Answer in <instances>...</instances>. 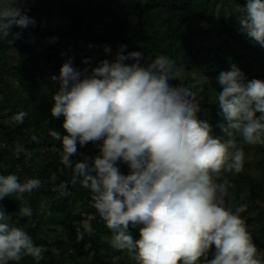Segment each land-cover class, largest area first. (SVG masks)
Listing matches in <instances>:
<instances>
[{
  "label": "clouds",
  "instance_id": "obj_1",
  "mask_svg": "<svg viewBox=\"0 0 264 264\" xmlns=\"http://www.w3.org/2000/svg\"><path fill=\"white\" fill-rule=\"evenodd\" d=\"M27 2L0 0V36L7 37L13 25L34 23ZM237 12L238 31L264 48V0H246ZM126 49L121 45L113 60H102L90 75L65 62L59 76L51 77L59 87L50 113L63 118L66 134L50 135L60 141V162L72 170V182L90 192L111 246L136 264H197L201 258L203 264H264V252H258L241 216L246 205L230 207L229 185L219 179L221 170L242 171V148L212 135L213 125L198 116L196 93L177 81L174 60L157 56L141 64L143 54ZM216 80V127L228 137L238 132L245 144L264 145V80H247L236 65ZM197 81L210 80L200 72ZM26 116L21 111L13 120L21 124ZM89 143L98 147L95 156L79 151ZM41 184L38 178L20 182L15 174L0 175V202L14 194L23 200ZM21 211L32 215L28 207ZM10 220L0 203V264H19L26 256L39 264L44 248ZM93 231L85 224L79 235Z\"/></svg>",
  "mask_w": 264,
  "mask_h": 264
},
{
  "label": "rangeland",
  "instance_id": "obj_2",
  "mask_svg": "<svg viewBox=\"0 0 264 264\" xmlns=\"http://www.w3.org/2000/svg\"><path fill=\"white\" fill-rule=\"evenodd\" d=\"M155 1L157 5L149 0H28L26 14L34 23L25 28L13 25L7 37L0 36V173L3 176L15 174L20 182H24L30 178L27 168H44L48 163L58 165L45 175L41 187L24 194L23 200L12 195L0 202L10 214L12 226L22 227L36 245L44 248V258L39 264H136L126 251L111 246L110 230L91 206L90 192L79 183L72 182L71 169L60 166V141L44 139L51 138L47 131L61 129L57 124L63 118L56 122L50 108L52 95L59 87L58 81H53L51 77L59 76L63 61L84 65L86 74L90 75L92 68L102 60H113L119 47L126 45L127 51L142 53L144 59L140 62L147 64L156 58L148 54L152 49V40L150 36L146 39L138 33L153 28L173 32L174 39H180L182 49L188 47L190 40L220 42L222 37V43L240 55L255 53L254 72L261 75L260 80H264V48L254 45L238 31L237 17L240 13L237 8L243 7L246 0H192L189 4L202 6L206 14L201 19L187 20H184L182 9L174 10L172 0ZM106 46L110 52L105 51ZM201 49L206 55L205 49ZM198 54L196 49L189 50L187 59L192 60ZM159 56L171 59L163 53ZM179 56V61L171 60L177 66L188 64L184 51ZM205 63L213 72L204 74L209 77L208 83H198L199 72L195 69H180L176 73L177 81H182L196 93L201 107L198 116L213 125L212 135L222 140L233 139L242 148V171L221 170L219 179L229 185L230 207L246 205V211L241 216L258 252H264V200L256 194V190L264 186V154L260 146L245 144L238 132L233 130V136L228 137L216 127L221 121L217 104L220 87L216 78L230 67L227 61L217 63L207 59ZM21 111L27 116L23 123L17 124L13 117ZM79 151H89L87 155L95 156L98 147L89 143L86 151L82 148ZM72 159L75 161L80 157ZM10 164L16 165L14 171L9 170ZM120 168L127 174L125 165H120ZM53 176L54 181L51 179ZM62 176L72 188L59 209L52 212L48 205L54 206L56 198L49 199L44 194L52 192L57 185L56 179ZM246 177L251 180L248 184L244 183ZM17 200L20 203L16 207ZM22 207L30 208L32 215L25 216ZM85 224H91L94 231L80 236ZM133 230L131 234L138 238V231ZM211 255L210 251L208 258ZM19 264L36 262L26 256ZM197 264H203V258Z\"/></svg>",
  "mask_w": 264,
  "mask_h": 264
},
{
  "label": "trees",
  "instance_id": "obj_3",
  "mask_svg": "<svg viewBox=\"0 0 264 264\" xmlns=\"http://www.w3.org/2000/svg\"><path fill=\"white\" fill-rule=\"evenodd\" d=\"M122 1V0H121ZM150 3H153V5H157L158 2L155 0H149ZM192 0H172L173 2V6H174V10H183V16H184V20H187L189 18H204V15L206 14L204 12V9H202V6L198 5V4H189ZM187 4H189V8H187ZM179 5V6H178ZM178 6V8H177ZM151 30V31H150ZM147 29V30H142L140 31V33H138V36H143V38L149 37L150 40H152V49L149 51L148 54H150L151 56L157 57L159 56L160 53L169 55L171 57V59H174L176 61H179L181 58L179 56V54H181L182 51H184V54L186 55V57L184 58L185 61L188 64H184L181 66H177L179 69H185L187 71H191L194 70L197 72H202L203 74H213V72H211V70L207 67L206 65V60H214L217 63H222L224 61H227L229 64V67L231 69L232 65H236L246 76L247 80H251V79H260L261 75L256 74L254 72V59H255V53H250L249 55H240L238 53H236L234 50H230L228 46H226V43H222L223 42V38L220 37V42H218V40L216 41H211L209 40V42H202V41H193L190 40L188 47L182 49L181 47V41L180 39L177 37L176 39L175 36L173 35V32H166V31H162V30H158V29ZM242 35V34H241ZM144 40V39H143ZM5 42V40H3V43ZM205 49V52L207 53L206 55L204 54V50H202L201 48ZM186 49V50H185ZM192 49H196L199 51V54L195 57L191 59H187L188 55L187 53L189 52V50ZM191 55V54H190ZM229 58L226 60V58ZM206 58V59H205ZM67 61H63V63H65ZM77 70H80L82 73L86 74V70L87 68L84 65H79V64H75L73 65ZM216 72V71H215ZM255 73V74H254ZM56 122H58L57 119H55ZM62 123L63 120L59 122V124L61 126V129L56 130L58 131L61 136L65 135L66 132H62L63 127H62ZM55 124V123H54ZM48 133H50L51 131H47ZM51 138H44L46 141H50V140H56L54 139L52 136H50ZM259 147V149L261 150V153L264 154V145L261 144H257ZM84 149V151H86V147L82 148ZM89 151L84 152V154H88ZM57 164H52V163H48L45 165L44 168L40 167L39 169H37L36 167L33 168H27V172L29 173V177L30 178H38L41 181L45 180V175L47 173H49L51 170H53V167H57ZM61 167L64 168L63 164H60ZM9 170L14 171V168H16V165H11L10 164ZM42 168V169H41ZM0 171H1V167H0ZM0 175H2L0 173ZM247 178V177H246ZM57 181V185H55L54 189L52 192H45V196H47L49 199L55 197L56 199H54L55 202H57L54 206L53 205H48V209L51 210L52 212L56 211L59 209V207L61 206L62 202L68 197V194H70L72 185H69V182L67 181L66 178L59 177L56 179ZM251 180L250 179H245L244 183L248 184ZM63 185V187H62ZM256 194L257 196L260 198L262 197V199L264 200V186L262 187V189H258L256 190ZM14 196L16 197V199H19L17 197V195L14 194ZM89 200H91L89 198ZM18 201V200H17ZM20 203V200L17 202L16 207L18 206V204ZM72 225V224H71ZM77 228V227H76ZM79 228V227H78ZM130 231L133 233L134 230L130 229ZM97 240V239H96ZM82 243V241H81Z\"/></svg>",
  "mask_w": 264,
  "mask_h": 264
}]
</instances>
